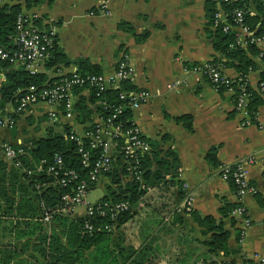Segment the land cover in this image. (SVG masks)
I'll use <instances>...</instances> for the list:
<instances>
[{
  "label": "crops",
  "instance_id": "1",
  "mask_svg": "<svg viewBox=\"0 0 264 264\" xmlns=\"http://www.w3.org/2000/svg\"><path fill=\"white\" fill-rule=\"evenodd\" d=\"M11 2L19 3L22 12L34 15L39 29L52 30L58 47L70 60L85 58L98 65L102 73H109L120 54L125 53L132 70L129 83L149 93L147 102L131 111V121L145 140L157 144L160 155L168 150L176 154L174 176L169 169L165 183L146 186L131 206L132 216L113 228L110 243L129 246L135 254L140 252L143 264H195L209 259L212 255L202 244L207 236L200 233V226L188 213L178 210L189 195L193 210L215 219L220 218L222 201L241 206L248 220L244 235L238 241L243 216L230 211L222 218L228 232V254L220 250L216 257L228 264H256L252 255L264 253V97L256 109L255 122L246 124L245 111L234 109L232 92L216 91L197 71L215 58L225 77L237 76L226 65L231 61L211 47L205 32L204 0H39L27 7L24 0ZM102 5L107 11L104 15L100 12ZM222 16L220 13L221 21ZM122 22L130 29L119 28ZM143 32L146 36L136 41L135 36ZM258 48L264 54V44ZM253 60L256 68L246 74L251 88H255L261 68L259 58ZM4 71L0 68V82ZM39 71H44L42 66ZM72 71L73 64L44 72L56 77ZM79 95L86 96L87 90ZM11 109L7 105L5 112ZM46 112L44 104L36 103L18 114L12 128L0 127V264H44L37 238L49 235L52 222L39 220L38 204L36 215L31 217L21 216L24 208L16 210L19 202L15 182H23V170L7 160L1 146L30 144L29 140L44 136L48 127L55 130L57 126ZM183 115L190 117V131L178 121ZM91 116L99 122L95 113ZM61 119L78 134L86 125L73 117ZM212 146H216L215 165L205 158ZM247 158L251 162L246 179L255 192L238 200L234 189L221 177L220 168ZM13 173L16 181L11 177ZM29 209L32 213L31 206ZM174 210L180 219L173 216ZM115 257L119 262V253Z\"/></svg>",
  "mask_w": 264,
  "mask_h": 264
},
{
  "label": "trees",
  "instance_id": "2",
  "mask_svg": "<svg viewBox=\"0 0 264 264\" xmlns=\"http://www.w3.org/2000/svg\"><path fill=\"white\" fill-rule=\"evenodd\" d=\"M37 1L39 0H24V5L27 7L30 3ZM217 8H220L225 14V21L231 24V11L240 9L242 11V24L252 31L253 38H258L264 34V7L259 0H219L217 7L215 0H204L205 32L211 39V47L221 57L230 60L231 62L226 65L237 72L234 79H229L221 73L220 69L221 82L215 85L214 89L221 92L231 87L233 105L236 94L243 91L247 96L244 111L247 119L253 123L255 122L256 109L262 102V97H264V90H259V82L264 80V75L260 72L255 88H251L246 81V74L256 68L253 60L255 57L259 58L261 66L264 67V54L255 43L250 41L249 36L244 38L243 44H240L237 42L235 30L223 31V24L214 17ZM20 11L21 7L17 2L0 4V49L3 51L12 52L17 48L13 42L14 25ZM34 23L36 24L37 21L35 20ZM118 27L124 30L130 29V26L125 22L120 23ZM43 30L49 33V29L44 28ZM145 36L146 32H143L141 35L135 36V39L140 41ZM50 38L49 56L41 64L44 71L51 70L55 72L59 66L73 64L75 65V72L81 76L101 73L98 65L90 63L85 58L68 59L58 47L56 36L52 34ZM208 63L215 66L221 65L215 58ZM12 65L8 60L0 59V68L5 69L4 77L0 82V116L5 114L7 105H10L11 108L15 107L18 104L19 97L27 94L30 87L33 88L32 92H37L70 76V73H65L56 77H49L44 71L39 70L29 73L23 64H18L15 67H12ZM82 90H87L86 96L79 95ZM126 90H136L128 80L119 82V87L115 89H99L94 85L72 86V94L74 97L76 96L72 106L73 119L77 123L86 124L83 131L93 132L96 122L91 118L92 113H95L96 117L101 120H105L111 114L113 107L125 103V100L120 99L118 94L120 91ZM57 109L58 113L54 120L47 115L54 126H57L55 130L48 127L44 136L29 140L30 144L12 145L14 147L19 146L24 150L22 155H18L14 159L18 160L21 166L31 169L30 174L22 172V183L16 181L15 173L11 175L13 180L16 181L18 192L19 204L16 210L24 208V215L21 216L27 218L36 215L38 206L51 209L59 202L62 194L71 193L74 183L79 179L87 181V191L100 184L103 188V194L96 202L91 203L92 213L90 215L82 214L83 211L78 216L62 213L52 214V228L49 235L43 234L37 238L38 251L43 255L44 264H143L140 252L135 254V251L129 246L116 245L114 242L110 243L112 239L111 232L113 228L117 229L132 216L131 206L144 194L146 186H157L165 183L169 169L172 176H174L178 165L175 152L168 150L160 155L161 151L157 149V144L146 140L150 148L146 153L125 156L120 149L125 139L116 137L114 139L116 142L115 150L109 159V166L99 170L97 178L90 181L88 175L99 154L100 146L91 148L87 137L77 136L78 133L73 131L72 126L67 122H61L64 113L63 106L59 105ZM11 116L16 121L18 114L12 113ZM178 121L184 129L191 130L188 115L179 117ZM111 122L113 126L118 125L120 129L130 127L132 124L131 110L123 107L120 113L111 119ZM71 134L78 139H71ZM79 147L88 150L86 166H83L80 162ZM215 152L216 146H212L205 154L206 160L213 165L216 163ZM54 153L60 156L63 168L72 169L77 174V179L65 187L58 185V176H53L48 169ZM139 172L140 179H137L134 173ZM1 176L0 184L3 183ZM226 182L236 191V186L230 176L226 178ZM119 202L126 203L128 207L119 211L115 215V219L111 220L106 204ZM30 206L32 213L29 209ZM236 206L237 204L222 201L218 208L219 219H215L211 215H202L192 208L185 212L189 214L193 222L200 226V233L207 236L202 244L209 254L216 255L220 250L224 254H228V232L223 228L222 218ZM99 210H103V214H99ZM173 216L178 219L181 218L175 210ZM85 221L92 227L100 226L101 228L89 231L84 228ZM105 225H111L112 227L108 231L103 228ZM32 228L34 230L35 227ZM115 253L120 255L119 262L116 257L114 258ZM244 264L255 263L244 261Z\"/></svg>",
  "mask_w": 264,
  "mask_h": 264
},
{
  "label": "built area",
  "instance_id": "3",
  "mask_svg": "<svg viewBox=\"0 0 264 264\" xmlns=\"http://www.w3.org/2000/svg\"><path fill=\"white\" fill-rule=\"evenodd\" d=\"M221 1V0H220ZM231 1V0H222ZM261 1V5L264 7V0ZM11 2V0H0V3ZM216 6L219 5V0H215ZM101 14H106L107 11L101 6ZM220 13L224 16L223 20L219 19ZM232 24L225 21V14L220 8H217L214 17L216 20L223 24L222 30L226 31L228 29H233L236 31L237 42L243 44L244 38L249 36L250 41L260 46L264 44V34L258 38H253L252 31L242 24V11L240 9H234L231 11ZM35 22V16L26 14L20 11L15 20V35L13 42L16 45V50L12 52H6L0 49V59L8 60L12 64H23L24 68L29 73H34L39 70L43 60L49 56V47L51 44L50 35L54 34L52 30L49 29V33L45 32L43 29H39ZM197 71L201 73L214 88L215 85L221 82L220 67L215 66L210 63H203L197 68ZM260 72L264 75V67L261 66ZM61 75V74H60ZM132 75V70L127 62V56L125 53H121L117 58L113 70L109 73H99V74H88L81 76L75 71L70 72V76L63 78L57 84L42 88L37 92H32L33 88L28 89V93L19 97L18 104L11 109L10 112H5L0 116V127L11 128L15 121L11 116L12 113L20 114L26 108L36 104L42 103L47 107L46 114L52 120L56 118L58 113V106H63V118L72 117V106L74 95L72 94V86L82 87L85 85H94L99 89H115L119 87V82L124 80H129ZM259 90H264V80L259 82ZM227 91H231V87L227 88ZM119 98L125 100L124 104L117 105L113 107L111 114L105 119L101 120L98 118L99 122H96L95 129L92 131H83L77 136L87 137L88 143L91 148L100 146V151L93 163V168L89 172L88 180L93 181L97 178L99 170H103L109 166V159L111 154L115 150V138L123 137L125 140L120 147L125 156L134 155L137 153L141 155L149 150L147 141L142 138L138 128L133 124L125 129H120L118 125H112L111 119L115 118L117 114L120 113L123 107H127L129 110H134L141 104L147 102L149 98V93L144 89L136 90H126L120 91L118 94ZM246 94L240 91L236 94L234 98V109L236 111H244V105L246 103ZM244 123H251L248 119ZM71 139L77 140L78 138L73 134L70 135ZM4 156L10 163L15 167L22 168L23 172L30 174L31 169L22 167L18 160H15L18 155H22L24 150L21 147H14L10 144L4 143L1 146ZM80 152V162L83 166L87 165L88 150L81 147L78 148ZM251 158L240 159L235 161L231 165H224L220 168L221 177L226 180L228 176L231 177L233 183L236 186V197L238 200L246 194H253L255 189L252 185L247 182L246 173L247 166L251 162ZM135 162V161H134ZM62 160L57 153H54L51 158V165L49 170L53 176H58L57 183L61 187L69 185L71 182L77 179V174L72 169H66L62 166ZM264 166V161H263ZM39 168V165H38ZM135 177L140 179V172L134 173ZM87 181L85 179H79L74 183V188L71 193H64L61 195L59 202L53 208L41 207V215L39 220L43 223H48L51 220L53 213H62L73 215L77 213L76 207L83 206L84 215H90L92 213V204L88 203L85 199ZM182 188H185V184H182ZM191 197L186 195L182 204L178 210L182 212H187L191 208ZM109 211V216L111 220L115 219V215L128 207L124 202L106 204ZM231 212L239 213L243 216V227L238 232V241L241 240L244 235L245 227L248 225L247 218L244 217V213L240 205H237L232 209ZM99 214H103V210L98 211ZM111 225H105L103 228L106 230L111 229ZM84 228L89 231L93 229H99V227H92L87 221L84 222ZM218 254L220 251L217 252ZM216 253V254H217ZM252 258L256 261V264H264V253H254ZM195 264H228L223 259L217 258L216 255H212L209 259L204 260V262L198 261Z\"/></svg>",
  "mask_w": 264,
  "mask_h": 264
},
{
  "label": "rangeland",
  "instance_id": "4",
  "mask_svg": "<svg viewBox=\"0 0 264 264\" xmlns=\"http://www.w3.org/2000/svg\"><path fill=\"white\" fill-rule=\"evenodd\" d=\"M102 194H103V188L100 184L99 185L97 184L96 186L88 190L85 199L87 202L92 203L96 199L100 198ZM82 208H83L82 206H77L76 210L79 211Z\"/></svg>",
  "mask_w": 264,
  "mask_h": 264
}]
</instances>
